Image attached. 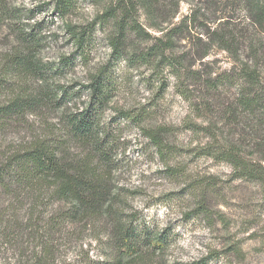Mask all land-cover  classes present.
I'll use <instances>...</instances> for the list:
<instances>
[{"label": "trees", "instance_id": "trees-1", "mask_svg": "<svg viewBox=\"0 0 264 264\" xmlns=\"http://www.w3.org/2000/svg\"><path fill=\"white\" fill-rule=\"evenodd\" d=\"M159 1L111 0L91 23L62 21L66 41L73 50L57 62L47 63L39 57L44 27L18 23L16 9L0 0V26L9 22L14 35L13 48L3 54L0 64V89L5 88L6 81H13L11 96L0 102V130H30L29 115L59 114L56 124H48L40 133L31 131L32 135L24 137L16 149L11 147L0 156V258L11 254L10 264H56L61 241L82 239L86 229H91L102 247L101 258L90 264H165L162 254L169 241L166 231L148 225L140 215L127 213L121 194L112 186L117 135L102 117L113 97L112 66L120 59L146 64L156 74L166 70L177 81L190 76L206 86L209 94L206 92L200 102L203 113L213 114L214 105L222 103V115L232 135L211 134L213 142L203 145L204 153L229 163L237 176L264 183V75L258 67L263 57L262 42L253 38L246 42L250 54L241 62L238 50L245 40L239 43L236 28L229 31L228 23L221 22L189 38L193 53L178 54L175 40L187 18L174 26L161 27L170 23L176 10L168 12ZM239 2L256 24L264 25V0ZM52 3L55 15L64 19L73 0ZM140 12L151 27L159 29V36L150 34L140 23ZM192 16L189 21L194 20ZM105 23H111L104 36L110 50L107 63L88 69L86 84L80 90L56 83L55 77L71 69L76 60L88 66L96 32ZM140 43L145 46L134 49ZM213 46L229 52L238 62L232 73H202ZM197 63L201 67L192 69ZM160 82L165 83L163 79ZM230 83L235 85L234 94L223 96ZM179 93L187 96L184 87ZM113 109L119 119L141 127L159 156L170 157L174 147L164 125L141 126L151 119L149 112L143 108ZM208 128L210 124L204 129ZM254 153L258 157L253 158ZM206 191L201 188L194 195L197 204L193 212L208 213ZM99 221L102 223L97 227ZM201 264H207V260Z\"/></svg>", "mask_w": 264, "mask_h": 264}, {"label": "rangeland", "instance_id": "rangeland-1", "mask_svg": "<svg viewBox=\"0 0 264 264\" xmlns=\"http://www.w3.org/2000/svg\"><path fill=\"white\" fill-rule=\"evenodd\" d=\"M5 1L9 7L16 9L18 23L27 24L28 27H44L40 33L44 43L39 57L47 63L57 62L61 56L73 50L66 41L62 21L77 25L91 23L111 2L73 0L71 11L61 19L52 11V0ZM159 4L166 7L168 12L176 10L170 23H163L161 27L174 26L187 18L175 40L176 53H193L189 49V38L201 35L206 27L227 22V30L236 28L238 42L245 40L241 47L238 44L241 62L250 54L244 46L246 42L252 38L262 42L260 51L263 57L258 67L264 75V25L256 24L239 0H160ZM193 14L194 20L189 21ZM139 21L150 34L160 35L159 29L151 27L142 12ZM110 29L111 23H105L102 30H97V42L87 57L88 66L76 60L71 69L55 77V82L72 91L80 90L86 84L87 70H94L109 60L110 50L104 36ZM13 39L9 22L1 25L0 64L3 54H8L13 48ZM140 46L145 45L140 43L134 49ZM204 64L202 73L218 74L224 71L232 73L238 62L229 52L213 46ZM199 67L201 65L197 63L192 69ZM167 72L156 74L146 64L127 63L122 59L112 66L113 97L102 117L103 122L114 128L117 135V148L112 153L115 159L112 186L121 194L127 213L140 215L148 225L166 231L169 241L162 254L165 264H201L205 260L207 264H264V183L239 177L229 163L214 160L204 153L203 145L213 142L211 134L232 135L231 126L227 125L222 115V103L214 105L213 114H204L200 102L206 92L209 94L206 86L195 82L190 76L177 81ZM160 79L165 81L163 85ZM12 86L13 81L5 82V88L0 89V102L11 96ZM228 86L223 96L231 97L235 85L230 83ZM181 87L185 88L187 96L180 95ZM82 99L83 96L78 99V104ZM113 108L136 111L143 108L149 112L151 119L141 126L164 125L174 147L170 157L159 156L141 127L119 119ZM58 116L56 112L36 118L29 115L27 121L30 130L1 129L0 156L11 147L16 149L24 137L32 135L31 131L40 133L48 124H56ZM209 124L211 129H204ZM246 153L250 157L251 151L247 150ZM252 157L256 158L258 154L254 153ZM201 188L207 190L209 211L206 215L192 211L197 204L194 195ZM101 223L99 221L97 227ZM81 238L69 243L61 241L56 264H90L101 258L102 247L91 229H86ZM10 255L6 253L2 256L0 264L13 262Z\"/></svg>", "mask_w": 264, "mask_h": 264}]
</instances>
